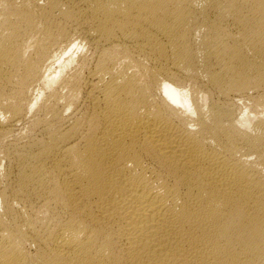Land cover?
<instances>
[{
    "label": "bare ground",
    "instance_id": "obj_1",
    "mask_svg": "<svg viewBox=\"0 0 264 264\" xmlns=\"http://www.w3.org/2000/svg\"><path fill=\"white\" fill-rule=\"evenodd\" d=\"M0 264H264V0H0Z\"/></svg>",
    "mask_w": 264,
    "mask_h": 264
}]
</instances>
